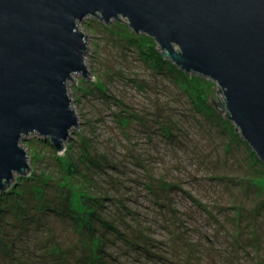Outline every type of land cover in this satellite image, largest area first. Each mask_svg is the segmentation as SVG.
Returning <instances> with one entry per match:
<instances>
[{
  "label": "rangeland",
  "instance_id": "rangeland-1",
  "mask_svg": "<svg viewBox=\"0 0 264 264\" xmlns=\"http://www.w3.org/2000/svg\"><path fill=\"white\" fill-rule=\"evenodd\" d=\"M79 28L78 126L61 150L21 143L29 168L0 192V264H264V165L217 85L123 21Z\"/></svg>",
  "mask_w": 264,
  "mask_h": 264
},
{
  "label": "water",
  "instance_id": "water-1",
  "mask_svg": "<svg viewBox=\"0 0 264 264\" xmlns=\"http://www.w3.org/2000/svg\"><path fill=\"white\" fill-rule=\"evenodd\" d=\"M150 36L182 72L211 79L264 165V0H0V191L28 169V136L61 150L78 126L69 97L87 76L85 17Z\"/></svg>",
  "mask_w": 264,
  "mask_h": 264
},
{
  "label": "trees",
  "instance_id": "trees-1",
  "mask_svg": "<svg viewBox=\"0 0 264 264\" xmlns=\"http://www.w3.org/2000/svg\"><path fill=\"white\" fill-rule=\"evenodd\" d=\"M154 53V52H153ZM156 55V54H155ZM161 55H157V56H155V57H157V59H159L160 61H161V57H160ZM174 68H175V66H174ZM214 109H215V107L213 106V105H209V110H211V112H213L214 111ZM207 110V109H206ZM208 111V110H207Z\"/></svg>",
  "mask_w": 264,
  "mask_h": 264
},
{
  "label": "bare ground",
  "instance_id": "bare-ground-1",
  "mask_svg": "<svg viewBox=\"0 0 264 264\" xmlns=\"http://www.w3.org/2000/svg\"><path fill=\"white\" fill-rule=\"evenodd\" d=\"M84 19H88V17L83 18V20H84ZM77 75H79V74H77ZM33 136H34V135H33ZM28 137H29V136H28ZM0 192H1V191H0ZM3 192H5V190H3Z\"/></svg>",
  "mask_w": 264,
  "mask_h": 264
}]
</instances>
